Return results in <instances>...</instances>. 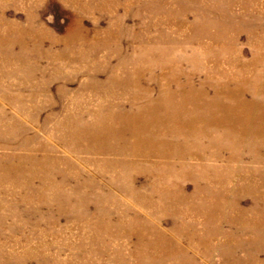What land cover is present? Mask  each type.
Returning <instances> with one entry per match:
<instances>
[{"label": "bare ground", "instance_id": "obj_1", "mask_svg": "<svg viewBox=\"0 0 264 264\" xmlns=\"http://www.w3.org/2000/svg\"><path fill=\"white\" fill-rule=\"evenodd\" d=\"M6 1L0 0V87L7 88L0 95V129L7 133L0 132V148L17 140L19 151L10 157L0 153V181L17 187L24 199L54 203L62 210L86 211L92 205L100 212L92 223L95 231L116 240L119 234L135 237L132 264H197L181 246L183 240L200 245L207 261L217 255L218 264H264V238L259 240L264 158L256 157L263 161L257 162L262 170L257 174L238 153L254 146L258 154L264 151V14L252 0L241 1L239 12L233 10L236 0H174L188 2L174 12L166 10L165 0H151L145 6L151 14L177 20V15L192 13V21L181 20L189 32L177 39L161 32L159 44L139 43L130 57L111 48L117 44L108 40L119 41L112 27L104 40L97 32L90 39L80 22L63 37H51L49 50L40 49L39 37L31 47L25 35L34 31L32 26L24 29L6 20ZM242 32L249 58L238 46ZM57 44L60 48L53 50ZM100 46L116 50L115 64L112 55L96 60ZM45 58L58 60L52 74L40 65ZM70 64L87 66L92 73L72 95L60 84L57 99H50V81ZM101 68L103 80L97 76ZM85 91L96 102L81 100ZM40 95L51 109L61 98L69 97L71 105L63 108L62 119L58 111L43 118L44 141L29 136L26 126L27 120L37 123L47 106L36 102ZM5 100L17 104L9 120L1 109ZM87 166L93 172L82 169ZM230 176L235 178L232 186ZM245 197L250 206L241 205ZM133 208L169 216L170 231L158 228L155 215L126 220ZM111 210L123 213L114 223L103 214ZM242 248L241 257L232 254Z\"/></svg>", "mask_w": 264, "mask_h": 264}, {"label": "rangeland", "instance_id": "obj_2", "mask_svg": "<svg viewBox=\"0 0 264 264\" xmlns=\"http://www.w3.org/2000/svg\"><path fill=\"white\" fill-rule=\"evenodd\" d=\"M106 1H108V3H106ZM150 1L151 0H114L113 2L110 0H7L3 3V13L6 20L16 22L24 29L32 26L34 31L25 35V41L31 47L35 44L34 40L39 37L42 38L39 41V45H41L40 49L45 51L49 50L51 37H63L69 29L76 26L74 25L75 22H80L81 29L86 31L90 39L97 32L98 38L104 40L105 30L112 27L114 30V39H119V41L118 43H114L113 40H108L111 44H117L111 46V48H118L121 56L127 55L130 57L139 43L149 42L151 44H159L157 39L161 32H165L168 34V37L172 39H177L180 37V34L187 35L189 32V29L184 23H181V20L183 18L185 21H192V13L189 12L185 16L177 15V17H175L177 20H171L172 16H166L165 13H149V8L147 9L145 6L149 5ZM241 1L245 0L235 1L233 10L236 12L243 10L240 4ZM251 2L253 3V7L264 14V0H252ZM86 6H89V8H84ZM183 6L188 7V2L181 4L178 1L165 0L167 11H178V9ZM35 31H38V34ZM203 40L209 42L207 39ZM246 41L247 35L242 32L239 35L238 46L242 47V56L244 58H249L250 50ZM177 45L182 46L183 43L178 42ZM60 46V44H57L52 48L56 50L60 48ZM12 50L17 53L19 44L13 45ZM115 51L116 50L111 51L110 48L100 46L97 51L96 60L101 63L106 56L112 55L111 63L115 64L116 60L119 59L113 54ZM53 62L57 63L58 60L45 58L40 62V65L45 69L44 71L48 72L47 75L53 72ZM103 71L104 70L101 68V70L97 72V76L101 80L106 77V73ZM90 73H92V71L87 66L77 64L68 65V67H65L60 72L56 80L50 81V99H57L56 89L60 84H64L72 95L73 92L77 90L79 83L84 82L87 75H90ZM37 77H39V75H37ZM11 80L12 84H15V78H11ZM5 89H7L5 86L0 87V95L2 92H5ZM11 91L16 94L17 88L11 89ZM22 91L26 93L27 89H22ZM44 98L43 95H40L36 102H44ZM68 99L69 97L61 98L59 101L61 103L53 106L52 109L51 106L49 107L47 105L49 104L48 102H44L47 106L45 107L44 105V109L39 113L38 122L26 121L29 136L32 134L37 136L39 140L44 141L47 132L39 128V124L50 111L53 113L58 111L56 116L58 119H62L64 117L63 114L66 113L64 109L67 111L71 106L70 103H68L70 102ZM80 99H92L89 103L96 102L94 101L95 97L91 96L89 91H85ZM1 109L5 111L6 118L9 120L10 117H15L14 113L15 110H17V104L14 105L5 100L1 104ZM86 117V119H89V116ZM22 118L25 119V116ZM49 125H51V123H49ZM0 132L5 134L7 133V129L2 127ZM55 144L57 148H60L58 143ZM257 150L258 149L254 146L249 151L247 148L245 153H242L241 150H239L238 153H241V157L246 156L248 158L243 161V163L250 172L256 170L257 174H262V170L259 168L257 162L261 163L263 161L256 160V157L263 159L264 151L258 154ZM18 151L17 140L12 145L8 144L7 147L0 148V153H9V157ZM8 162L9 158L5 163L8 164ZM224 162L219 165H222ZM82 169L88 173L93 172L92 166L83 167ZM224 171L225 174L230 172L229 168ZM231 178H235L232 176L228 178L232 186L235 182ZM186 184L188 189L191 190V183L186 182ZM10 185L11 184L0 181V264L133 263L130 251L133 247L135 237L126 238L119 234L116 240L110 238L111 236L105 231H95L92 228L94 225L92 223L93 220H95V216L99 215L100 212L96 211L92 205L86 211L62 210L54 203L36 201L33 198L24 199L22 194L18 193V188L16 187V189H13ZM26 193L28 194V192ZM121 198L119 197L118 199ZM248 198L249 197H245L241 201V205L250 206L251 200L248 201ZM121 200L124 201V199ZM255 204L257 206L258 204L259 206L261 205L259 201ZM263 208L264 207H262V209ZM133 209L134 210L125 215L126 220L132 219L135 215L147 220L146 217L149 218V215H155V217L159 219V223L156 224L158 228L164 232L170 231L171 218L169 216L160 213L157 214V212L147 213L137 208ZM261 213L264 215V209ZM103 214L106 215L104 217H108L106 220L114 223L123 213L122 210H111L109 212H103ZM190 214L195 216L196 219H199L197 216L198 213L192 212ZM262 226L263 225H261V227ZM224 229L228 230L231 229V227L224 225ZM261 234L262 235L259 234V240L264 238V227ZM94 235L100 239L97 240ZM181 246L188 250V255H193L195 263L197 264H218L219 262L217 255H213L211 261L205 260L201 255L202 251L200 245H192L186 240H183ZM241 253H243V248L242 252L240 251L239 253H235L234 250L232 251V254L235 256H240ZM12 255L14 257H12ZM234 259L233 257V260ZM186 264L192 263L188 262Z\"/></svg>", "mask_w": 264, "mask_h": 264}]
</instances>
